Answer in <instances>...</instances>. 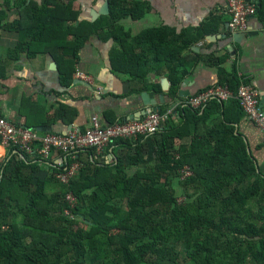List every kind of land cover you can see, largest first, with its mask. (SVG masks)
<instances>
[{
	"label": "trees",
	"instance_id": "16d2710c",
	"mask_svg": "<svg viewBox=\"0 0 264 264\" xmlns=\"http://www.w3.org/2000/svg\"><path fill=\"white\" fill-rule=\"evenodd\" d=\"M125 2L110 0L106 18L143 15V5L126 10ZM250 2L264 21V0ZM15 5L19 19L7 27L19 34L20 50L31 58L50 55L61 84L69 85L80 49L91 36L102 37L100 22H78L77 12L61 0ZM213 23L192 30V36L189 30H146L131 50L119 46L112 52L111 70L143 79L153 61L155 70L165 68L171 81L167 94L176 100L184 77L199 62L189 63L183 51L204 40ZM208 61L222 65L211 55ZM240 83L235 67L232 72L219 67L216 84L236 91ZM222 103L178 108L179 120L156 134L115 141L125 151L114 165L96 164L92 148L66 157L62 165L9 149L0 157V264H264V176L227 118L212 121V106L220 112ZM68 108L59 103V119H67ZM105 117L108 126L126 119L110 110ZM72 163L78 169L63 184L56 174ZM185 166L193 175L182 180ZM67 194L75 197L73 208Z\"/></svg>",
	"mask_w": 264,
	"mask_h": 264
},
{
	"label": "crops",
	"instance_id": "0c3cea01",
	"mask_svg": "<svg viewBox=\"0 0 264 264\" xmlns=\"http://www.w3.org/2000/svg\"><path fill=\"white\" fill-rule=\"evenodd\" d=\"M17 1L9 0L10 4L7 6L5 0H0V117L15 125L33 128L41 135H62L70 128L84 131L90 124L91 116L96 115L102 126H108L105 112L112 111L116 119H128V116L143 107V91L153 92L157 104L164 107L158 111H164L204 87L216 84L221 66L231 72L235 67L240 77H246L259 90L260 106L264 110V21L256 14L248 19L246 29L231 31L227 0H126L123 9L128 10L131 5L136 6L138 3L137 8L144 6V13L135 18L126 12L116 22L107 19L110 0H61L77 12L78 22L99 21L103 28L101 38L91 36L80 49L75 61L76 71L69 85L61 84L57 64L50 55L38 54L31 58L20 50L19 34L7 27L19 19L20 9L15 5ZM31 1L37 2L26 0L27 3ZM105 1H108L107 14L101 13ZM210 21L214 23L205 39L183 51L182 56L189 63L196 60L199 62L180 84V98L173 100L168 96L171 81L165 68L155 70L157 64L153 61L149 60V71L143 79H133L127 74L112 72V52L119 50V46L131 50L134 38L144 31L165 27L177 34L189 30L188 35L192 36L195 29ZM236 33L241 36L238 41L234 39ZM210 55L214 60L221 59L222 65L216 67L210 63ZM52 63L55 64V69L51 66ZM76 73L92 76L94 84H85L83 80L77 82L80 79ZM164 77L170 82L167 91L162 85ZM97 87L100 88L99 92ZM144 87L146 88L143 89ZM159 87L161 92L156 91ZM161 94L164 95L163 100L160 99ZM59 103L69 106L65 121L58 118ZM213 104L215 103H211ZM221 106L220 112H216L217 109L212 106V121L218 123L227 118L229 129L242 138L247 156L253 162L256 172L264 176L263 131L245 115L236 99L225 101ZM124 151L125 149L113 144L102 154L94 152L92 159L96 164L114 165L119 154ZM7 152L8 150L0 149L1 159H4ZM60 158V153L53 152L47 161L57 165ZM133 170L129 167L126 172L131 175Z\"/></svg>",
	"mask_w": 264,
	"mask_h": 264
},
{
	"label": "built area",
	"instance_id": "2783aa9c",
	"mask_svg": "<svg viewBox=\"0 0 264 264\" xmlns=\"http://www.w3.org/2000/svg\"><path fill=\"white\" fill-rule=\"evenodd\" d=\"M227 12L230 16L231 31H242L247 28L248 19L256 15L257 8L254 3L247 0H227ZM76 76L90 85L94 84L92 76L88 74L76 73ZM96 90L99 92L100 88L97 87ZM231 99L239 102L245 115L264 133V110L260 106L259 90L246 77L241 76V83L236 91L227 85L213 84L167 107L164 111H149L140 119H128L111 126H102L98 117L93 115L89 126L84 131L70 129L62 135L53 133L41 135L33 128L15 125L0 117V149L15 148L30 157L40 156L46 161L53 152H58L61 158L57 165H62L66 157L73 159L74 155L82 149L92 148L99 155L119 139L131 140L140 136H152L170 120L180 118L178 108L199 109L212 100L225 102ZM77 169L78 164L72 163L64 172L56 174V178L66 184ZM179 173L182 180L193 175L188 166L181 169ZM65 200L71 208L74 207L76 200L73 195L67 194ZM65 213L68 214L67 211Z\"/></svg>",
	"mask_w": 264,
	"mask_h": 264
},
{
	"label": "water",
	"instance_id": "95a60500",
	"mask_svg": "<svg viewBox=\"0 0 264 264\" xmlns=\"http://www.w3.org/2000/svg\"><path fill=\"white\" fill-rule=\"evenodd\" d=\"M38 1L40 2V0H37V2ZM247 1L250 2L251 0H247ZM101 13H103V14L108 13V1L104 2ZM240 37H241L240 33L234 34L235 41H238L240 39ZM52 64L53 65H51V66L53 67V69H55L56 68L55 64L54 63H52ZM77 82H81V80H77ZM85 84H86V82H85ZM162 85H163L164 90L167 91L169 89L170 82L166 77L162 78ZM141 97H142V100L144 102L143 107L140 110H138V111L134 112L133 114H131L130 116H128V119H140L143 116H145L149 111L161 110L162 106L160 104H157V99L155 98V94L153 92L143 91V92H141ZM160 99L161 100L164 99L163 94L160 95ZM37 130H40V129H37ZM19 155H20V157L23 158V154L20 153Z\"/></svg>",
	"mask_w": 264,
	"mask_h": 264
},
{
	"label": "rangeland",
	"instance_id": "374dc122",
	"mask_svg": "<svg viewBox=\"0 0 264 264\" xmlns=\"http://www.w3.org/2000/svg\"><path fill=\"white\" fill-rule=\"evenodd\" d=\"M174 182H176V181H174ZM176 187L178 188L179 191H181L180 186L178 184L176 185ZM183 201H184V196L179 198V202H183Z\"/></svg>",
	"mask_w": 264,
	"mask_h": 264
},
{
	"label": "bare ground",
	"instance_id": "6f19581e",
	"mask_svg": "<svg viewBox=\"0 0 264 264\" xmlns=\"http://www.w3.org/2000/svg\"><path fill=\"white\" fill-rule=\"evenodd\" d=\"M210 103V102H209ZM206 107V106H205ZM166 125V124H165Z\"/></svg>",
	"mask_w": 264,
	"mask_h": 264
},
{
	"label": "clouds",
	"instance_id": "9594fccd",
	"mask_svg": "<svg viewBox=\"0 0 264 264\" xmlns=\"http://www.w3.org/2000/svg\"><path fill=\"white\" fill-rule=\"evenodd\" d=\"M126 120H128V119H126Z\"/></svg>",
	"mask_w": 264,
	"mask_h": 264
}]
</instances>
